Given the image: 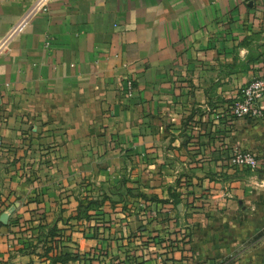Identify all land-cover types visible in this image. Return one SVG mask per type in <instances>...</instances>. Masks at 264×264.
Returning a JSON list of instances; mask_svg holds the SVG:
<instances>
[{"label": "crops", "instance_id": "obj_1", "mask_svg": "<svg viewBox=\"0 0 264 264\" xmlns=\"http://www.w3.org/2000/svg\"><path fill=\"white\" fill-rule=\"evenodd\" d=\"M38 2L0 0V264H89L104 245L100 264H264V173L232 163L264 158V130L227 112L264 72V0H48L9 38ZM142 164L169 184L190 168L204 205L95 244L57 222L75 180Z\"/></svg>", "mask_w": 264, "mask_h": 264}, {"label": "rangeland", "instance_id": "obj_2", "mask_svg": "<svg viewBox=\"0 0 264 264\" xmlns=\"http://www.w3.org/2000/svg\"><path fill=\"white\" fill-rule=\"evenodd\" d=\"M262 20L258 23V26L264 30V16ZM235 99L227 110L230 118L228 122H234L232 130H264V119L238 120L232 116L231 107ZM258 158L262 159L261 157ZM144 166L145 164L138 166V168L129 165L115 168L111 172L112 178L107 180H96L92 177L75 180L72 198L73 207L75 208L74 214H77H67L62 218L58 217L57 222L67 223L71 226L70 230L75 234L81 233V227L89 230L88 237L93 241L91 244H95L97 239L113 240L139 237L130 236L129 232L120 230L121 225L185 224L188 221L187 217H191L193 210L204 205V202L196 201L191 197L192 192H195L194 187L199 186V183L193 184L188 181L189 173H191L190 168H184V180L169 184L167 182L161 183L160 177H156L157 181H148L146 178L150 177L147 168ZM237 169L240 171L252 170ZM261 172L264 173V171ZM146 187H154V191L146 192ZM167 189L170 191L169 198L164 196ZM109 228H113L111 235L104 231V229ZM51 236L61 238L62 233H56L53 228L51 230L42 229L37 240L39 239L38 242L43 249H45V244L49 243L48 239ZM47 248L50 247L47 246ZM70 248L74 253L78 250L75 246ZM106 249L105 245L101 249L95 246L90 247L89 264H100L103 261L102 257L108 255L104 253Z\"/></svg>", "mask_w": 264, "mask_h": 264}, {"label": "built area", "instance_id": "obj_3", "mask_svg": "<svg viewBox=\"0 0 264 264\" xmlns=\"http://www.w3.org/2000/svg\"><path fill=\"white\" fill-rule=\"evenodd\" d=\"M48 0H39L34 10L15 28L9 38L15 34L21 25L34 12L42 9ZM49 44V43H47ZM136 91L135 79L128 77L125 79V89L122 96L125 100H131ZM231 113L238 120H262L264 119V72L259 74L249 84L242 87L231 107ZM232 163L240 169H252L264 171V158L260 159L251 152H237L232 158Z\"/></svg>", "mask_w": 264, "mask_h": 264}, {"label": "water", "instance_id": "obj_4", "mask_svg": "<svg viewBox=\"0 0 264 264\" xmlns=\"http://www.w3.org/2000/svg\"><path fill=\"white\" fill-rule=\"evenodd\" d=\"M8 218H9V216H8L7 214H5V215H3V216L1 217V220H2L3 222H5V221L8 220Z\"/></svg>", "mask_w": 264, "mask_h": 264}]
</instances>
